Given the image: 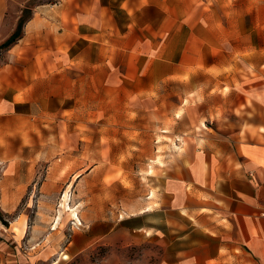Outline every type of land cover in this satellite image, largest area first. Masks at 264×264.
Segmentation results:
<instances>
[{"label": "crops", "instance_id": "0c3cea01", "mask_svg": "<svg viewBox=\"0 0 264 264\" xmlns=\"http://www.w3.org/2000/svg\"><path fill=\"white\" fill-rule=\"evenodd\" d=\"M88 1L38 7L4 53L0 148L5 153L21 150L25 139L36 141L40 127L56 118L84 117L87 103L94 113H101L103 101L117 109L119 92L126 103L142 101L143 117L145 111L160 116L165 109L160 92L167 82L184 83L191 99L185 100L183 117L175 115L181 100L172 106L167 119L173 122L174 143L165 150L172 148L173 158L149 175L146 191L143 185L140 198L122 214H96L88 221L79 212L76 218L89 227L74 229L63 251L74 256L97 246L147 242L157 247L156 264H264V69L248 68L231 86L229 69L214 62L227 53H214L206 40L213 39L215 25L206 2L134 0L124 11L127 30L119 41L116 11ZM196 11L199 17L189 15ZM5 13L0 0V33ZM191 28L203 29L204 37ZM12 258L9 264H19L15 254Z\"/></svg>", "mask_w": 264, "mask_h": 264}, {"label": "rangeland", "instance_id": "374dc122", "mask_svg": "<svg viewBox=\"0 0 264 264\" xmlns=\"http://www.w3.org/2000/svg\"><path fill=\"white\" fill-rule=\"evenodd\" d=\"M64 2L75 0H5L0 65L6 60L4 53L20 38L24 24L35 9ZM92 2L107 4L116 11L113 16L119 24L118 40H122V32L127 30L123 26V16L127 13L124 11L127 6H135L134 0ZM136 2L144 4L145 0ZM195 2H206L213 10L214 36L213 39L206 36V40L213 44L214 53H227L224 60L219 56L214 62L229 69L232 87L237 86L242 75L248 74H243L248 68L260 66L264 69V0ZM194 14L201 15L200 11L189 15ZM191 29L196 35L201 34L200 38L204 37L203 29ZM18 34L15 42L4 48L5 43ZM181 39L184 42L185 35ZM250 53L259 55L248 57ZM244 55L247 57L242 58ZM122 71L119 65L118 74ZM214 84L220 82L214 79ZM161 89L166 106L160 116L145 111L143 117L142 101L126 103L124 94L119 92L122 101L117 109H109L103 101L101 113H94L91 103H87L84 117L61 116L42 125L37 140H32L31 144L23 140L21 150L5 153L0 148V264H9L14 254L19 264H27L29 259L30 264L157 263V247L147 242L130 248L97 246L74 256L64 252L63 247L73 238L74 229L89 227L78 221L79 212L88 221L96 214L106 217H110L111 212L122 214L140 198L143 185L145 191L149 187V175L156 174L173 158V149L165 150L170 147L168 144L174 143L173 122L167 117L173 113L172 106L179 105L180 100L183 107L176 108L175 115L181 112L183 117L188 111L185 100L191 99V93L186 91L184 83L167 82ZM161 115L165 119L161 120ZM183 126H188L185 131L189 133V124ZM17 144L18 141H14L13 146ZM13 165L22 167L19 171H9ZM79 174L82 178L74 180ZM5 175L8 177L3 181ZM62 177L67 180L62 181Z\"/></svg>", "mask_w": 264, "mask_h": 264}, {"label": "trees", "instance_id": "16d2710c", "mask_svg": "<svg viewBox=\"0 0 264 264\" xmlns=\"http://www.w3.org/2000/svg\"><path fill=\"white\" fill-rule=\"evenodd\" d=\"M19 36H20V34H18V35L15 36V37L10 38V40H9L7 43H5L4 48H5V47H8L10 44L14 43L15 40H16Z\"/></svg>", "mask_w": 264, "mask_h": 264}, {"label": "bare ground", "instance_id": "6f19581e", "mask_svg": "<svg viewBox=\"0 0 264 264\" xmlns=\"http://www.w3.org/2000/svg\"><path fill=\"white\" fill-rule=\"evenodd\" d=\"M64 199L67 200V195L66 194L64 195ZM72 215L75 216V212L74 211H73ZM15 230H18V228H15ZM19 233H20V236H22V232H19Z\"/></svg>", "mask_w": 264, "mask_h": 264}]
</instances>
